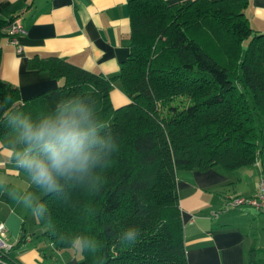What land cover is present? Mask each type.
<instances>
[{"label":"trees","instance_id":"1","mask_svg":"<svg viewBox=\"0 0 264 264\" xmlns=\"http://www.w3.org/2000/svg\"><path fill=\"white\" fill-rule=\"evenodd\" d=\"M246 5L130 0V51L117 76L33 56L30 70L62 84L22 99L0 79V139L14 130L10 116L38 117L80 98L117 144L85 179L37 200L46 205L37 217L55 247L79 243L77 264H187L176 171H232L259 162L264 176V35L249 25ZM6 23L0 19V38ZM115 80L128 98L118 107L109 97ZM255 115L262 116L259 125ZM130 227L140 235L124 243L120 234ZM248 263L263 262L251 250Z\"/></svg>","mask_w":264,"mask_h":264},{"label":"crops","instance_id":"2","mask_svg":"<svg viewBox=\"0 0 264 264\" xmlns=\"http://www.w3.org/2000/svg\"><path fill=\"white\" fill-rule=\"evenodd\" d=\"M130 0H0V19L19 16L23 32L16 51L6 36L0 38V79L17 87L22 99L62 84L47 72L30 70L33 56H56L106 78L119 74L130 51ZM175 3L181 0H164ZM244 14L254 32L264 35V0H247ZM114 107L128 102L119 80L110 90ZM15 130L0 139V222L6 227L5 256L15 264H77L80 246L57 249L48 226L26 208L22 197L44 194L15 165ZM177 191L187 264H249L251 250L263 262L264 245H257V228L264 215L252 206L230 207L233 196H255L264 177L259 162L227 171L177 170Z\"/></svg>","mask_w":264,"mask_h":264},{"label":"clouds","instance_id":"3","mask_svg":"<svg viewBox=\"0 0 264 264\" xmlns=\"http://www.w3.org/2000/svg\"><path fill=\"white\" fill-rule=\"evenodd\" d=\"M8 122L16 133L11 149L15 165L44 194L62 193L67 182L85 179L117 150L109 126L99 119L93 105L80 98L60 102L54 111L38 117L19 112ZM22 203L34 215L47 212L32 192L23 195ZM139 235V229L130 227L120 240L134 243Z\"/></svg>","mask_w":264,"mask_h":264},{"label":"built area","instance_id":"4","mask_svg":"<svg viewBox=\"0 0 264 264\" xmlns=\"http://www.w3.org/2000/svg\"><path fill=\"white\" fill-rule=\"evenodd\" d=\"M4 31L6 32V36L9 38L11 44L15 45L16 51L21 52V47L18 45L16 39L17 35L23 32L19 16H13L9 19L4 26ZM226 206L227 208L252 206L259 209L264 215V177H261L259 180L258 192L255 196L230 197ZM5 235L6 227L3 222H0V264H15V262L10 261L5 256V252L10 249V247L4 242Z\"/></svg>","mask_w":264,"mask_h":264},{"label":"rangeland","instance_id":"5","mask_svg":"<svg viewBox=\"0 0 264 264\" xmlns=\"http://www.w3.org/2000/svg\"><path fill=\"white\" fill-rule=\"evenodd\" d=\"M237 87H238V89L243 91V87L241 84L237 83ZM247 99L249 100L248 95H247ZM255 121H256V124L259 125V123L262 121V116L258 117L257 115H255ZM256 235H257V245L258 246L264 245V228H261L258 226ZM78 245H79V243L77 242L74 246L77 247ZM258 257H264V255H260Z\"/></svg>","mask_w":264,"mask_h":264}]
</instances>
